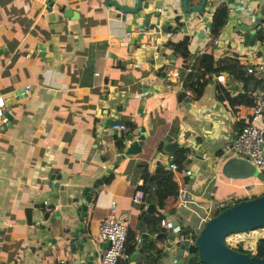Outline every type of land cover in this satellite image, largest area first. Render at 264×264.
I'll list each match as a JSON object with an SVG mask.
<instances>
[{
    "label": "crops",
    "instance_id": "0c3cea01",
    "mask_svg": "<svg viewBox=\"0 0 264 264\" xmlns=\"http://www.w3.org/2000/svg\"><path fill=\"white\" fill-rule=\"evenodd\" d=\"M45 2L0 0V93L19 94L5 107L12 117L4 115L0 122V264H72L62 227L84 186L109 163L113 168L91 193L84 218V232L93 238L98 259L106 244L96 235L100 219L114 214L141 236L137 224L143 209L131 200L134 191L143 189L140 168L167 167L179 146L185 148L183 160L177 161L173 178L187 187V196L199 207L228 192H242V184L252 179L248 197L263 186L254 176L232 178L220 170L225 159L219 154L221 145L231 127L246 118L251 96L239 93V82L219 71L208 74L203 92L193 99L178 83L185 73L170 75L171 80L167 73L182 68L169 42L186 34L192 35L189 58L205 47L215 57L227 52L243 61L253 17L260 12L264 20V0H227V16L239 18L247 29L222 47L217 42L204 46L208 21L202 19L191 31L171 32L168 27L153 32L123 22L103 0H53L49 10ZM61 4L76 10L75 15L60 12ZM163 20L173 24L167 15ZM199 27L205 34L198 40ZM182 88L187 94L178 97ZM108 116L125 123L124 129L107 125ZM139 126L145 135L139 149L121 157ZM169 143H175L171 151L165 149ZM50 173H59L57 187L46 184ZM109 174L113 176L107 180ZM149 201L156 210L150 196ZM172 206L178 224L196 230L201 210ZM169 211L163 210L161 218ZM149 216L143 227L153 235ZM141 257L144 252L127 259Z\"/></svg>",
    "mask_w": 264,
    "mask_h": 264
},
{
    "label": "water",
    "instance_id": "95a60500",
    "mask_svg": "<svg viewBox=\"0 0 264 264\" xmlns=\"http://www.w3.org/2000/svg\"><path fill=\"white\" fill-rule=\"evenodd\" d=\"M219 1L221 0H103L102 4L109 6L117 17H120L125 23H130L134 28L136 25H143L154 32L156 28L161 31L171 27V29L174 28V31L183 29L186 32L189 29L191 31L192 25H195L201 19L200 14L205 9L209 11L208 8L213 5L211 7V15L214 6ZM52 2L53 0H46L45 9L49 10ZM214 2L216 3L214 4ZM58 10L67 16H72L76 13V10L65 7L63 4L59 5ZM165 15H167L168 19L172 18L173 24L162 22ZM239 21L240 19L237 17H228L226 10L225 19L216 34V42L220 47L223 46L225 40L230 41L236 38L237 31L247 29L245 24H241V27ZM260 21V12H257L250 23L253 26L249 29L247 41L249 44L254 40L255 34L253 32L259 30ZM204 34L203 27H199L195 31L198 40L202 39ZM184 70V68L178 70L179 76H183ZM17 93L18 91L16 90L13 95L5 96V104L12 102L19 95ZM186 94L187 92L184 88L180 89L181 96H186ZM187 98L189 99L190 97L187 96ZM3 113L8 118L12 117V114L7 109H4ZM104 120L110 126L121 123L120 120L110 116ZM137 130L136 139L131 138L127 144L126 141H123V145L126 144V147L120 154L121 157L124 155L128 156L131 152L139 149L145 135L143 134V126H139ZM113 132H116V130L113 129ZM174 147L175 143H169L165 149L171 151ZM111 168H113V164L109 163L99 176H96L90 184L84 186L82 195L75 203V209L70 211L65 219L60 235L63 237V243L68 253L74 256L72 264H100L98 263V251L92 248L93 238H90L84 232V227H86L84 218L88 215L86 207L91 199V193L96 192V187L103 183ZM220 170L224 176L232 178L254 176L264 182V173L257 170L252 162L244 158L228 155L221 163ZM58 176L59 173H50L46 184L57 187ZM59 187L62 188L63 186L59 185ZM237 198V200L230 202L221 210L215 208L213 215L203 221L194 236L193 242H190V233H183L180 230V225L175 217V209H171L167 213L165 218L167 228L165 230H157L153 235H149L144 231L143 221L155 210L154 203L150 202L149 197L146 195L145 201L147 204L141 211L142 218L137 224L141 234V241L136 244V249L132 250L128 255L135 258L137 254L144 252L145 257L137 260H128L125 257V264H264V255L248 254L225 243L226 237L231 232H244L254 227L264 226V192L249 197L241 194ZM105 241V243L108 242L107 239ZM147 241H151L152 248L146 247ZM8 264H13V262L9 261Z\"/></svg>",
    "mask_w": 264,
    "mask_h": 264
},
{
    "label": "built area",
    "instance_id": "2783aa9c",
    "mask_svg": "<svg viewBox=\"0 0 264 264\" xmlns=\"http://www.w3.org/2000/svg\"><path fill=\"white\" fill-rule=\"evenodd\" d=\"M38 1L45 2L46 0ZM221 1H224L225 7H227V1ZM258 26L260 38H254L253 42L250 43L247 50L243 54V72L247 75L251 74L253 79L247 87H245L240 82L238 83V92L251 96L250 105L248 107L249 111L245 119H242V121H239L238 123L236 122L237 125H235L233 128L231 127V129L229 130L230 135L221 145L219 154L225 159L228 155L244 158L252 162L256 166L257 170H260L264 173V58H258L259 53H264V20L260 21ZM140 31L142 32V30ZM216 41L217 36H209L207 37L205 41L206 45L204 46L216 43ZM204 50L205 47H201L199 52ZM246 55L248 57H246ZM189 60L190 62L186 66L184 73L192 69L194 59L192 57L189 58ZM167 74V78L171 80L170 75L178 74V69L175 68V70H170ZM221 76L223 77V75ZM178 83L179 85L182 83V77L179 79ZM3 95L4 93H0V122L3 119V111L6 107ZM230 116L233 121L236 119L235 113L232 110L230 111ZM111 127L116 129H124L125 125L123 123H119L112 124ZM167 168H169L171 172L176 171L177 168H179V164L171 161L167 164ZM253 181L256 180H250L245 184V186L244 184H242V192H228L221 197L211 198V200H209V202L207 201L206 205H203L202 207H199L192 198L187 196V187L182 182H177L178 190L175 194L174 205L176 207L188 208L194 212H199L198 210H201L200 217L198 218L199 224H197V227L195 228L196 230H198L203 224V221L207 217H211L213 215L215 208H219V210L225 208L230 202L237 200L238 195L245 194L246 196H248L247 188L251 186ZM144 193V190L140 188L136 192L134 191L131 194V200L135 203L140 204L142 209L146 207ZM111 210L114 209H112L111 207ZM159 223L162 226H167V221L165 220V218H161ZM127 229L128 226L126 224V221L117 218L114 214H107L106 216H104V218L100 219L96 234L97 238L108 240L99 256L101 264H118L121 259H124L128 256L127 252L125 251V243L127 242L128 235ZM230 234L234 235L237 233L232 232ZM230 234H228V236L226 237L225 243L230 244L232 248L239 247L237 246V242L239 241V239H234V242L230 241L228 238ZM261 235L262 237L264 236V234ZM193 239L194 237L190 235V242H193ZM254 239L257 240L258 238L254 237ZM136 241V243H139L141 241L140 235H136ZM243 243L244 242H242V244ZM250 247L251 248H248V251L245 249L244 245L239 248L244 249L248 254H251L254 251L253 243ZM250 249H252L251 252H249Z\"/></svg>",
    "mask_w": 264,
    "mask_h": 264
},
{
    "label": "trees",
    "instance_id": "16d2710c",
    "mask_svg": "<svg viewBox=\"0 0 264 264\" xmlns=\"http://www.w3.org/2000/svg\"><path fill=\"white\" fill-rule=\"evenodd\" d=\"M226 7L224 1H219L213 8V12L210 15V19L208 21V35L216 36L218 30L221 26V23L225 19L226 15ZM169 29V28H168ZM174 29V28H173ZM171 29L170 31L174 32ZM256 39L260 38V34L257 31ZM190 41V36L182 35V37H178L177 39L171 40L169 42V46L171 47V52L173 54H179L182 60V68H186L189 64V52L187 45ZM214 56L211 51H201L194 57V62L192 64V69L185 72L182 77V84L185 89H187L191 93V97L193 99L197 98L204 90L208 78V74L215 73L219 71H226L229 74V78L231 80L238 81L242 83L245 87L249 86V83L252 81V75L244 74V60L239 63L236 59L229 56L228 54ZM180 91H178L177 96L179 97ZM127 121V120H126ZM123 123V122H122ZM125 124V123H123ZM128 126H135V124L130 121L127 122ZM184 147L179 146L173 152L172 159L174 162L183 160ZM112 174L108 175V179L112 178ZM140 177H141V185L140 187L144 190V200L145 196H150L152 201L157 205V209L150 214L148 218V228L151 233H154L157 230H161L162 226H159V221L161 217H163V210L169 211L174 209L172 203L175 200V194L178 190V183L174 180L173 174L169 168L164 166L163 164L157 163L156 167L152 169V171H148L147 167L144 166L140 168ZM260 189H252L251 195L260 194L264 192V183ZM141 205L139 204V208ZM180 230L183 233H190L191 236H195L197 230H193L184 225L180 226ZM127 242L125 243V251L129 255L132 250L136 249V234L131 228L127 229ZM148 246L152 248L151 241H149ZM237 250L246 251L239 247H235ZM247 252V251H246ZM258 256L264 255V236L259 238L254 242V251Z\"/></svg>",
    "mask_w": 264,
    "mask_h": 264
},
{
    "label": "rangeland",
    "instance_id": "374dc122",
    "mask_svg": "<svg viewBox=\"0 0 264 264\" xmlns=\"http://www.w3.org/2000/svg\"><path fill=\"white\" fill-rule=\"evenodd\" d=\"M200 17L202 19L201 21H204V22L208 21L206 9L204 12H202L200 14ZM249 45L250 44H248V46ZM248 46H246V47L248 48ZM247 48H245L244 51H242V52H245L247 50ZM246 57H248V56L246 55ZM257 180L261 181L259 179H257ZM203 205H206V203H203ZM248 231H250V232H248ZM261 234H264V226L254 227L250 230H247L244 232H238L237 234H234V235L230 234L228 238L232 242H234V239H239V241L237 242V246L242 247V245H244L245 249L248 251V248H251L250 246H252V243L254 245V242L256 240V239H254V237H257L258 238L257 240H259V238L262 237ZM259 236H261V237H259ZM242 242H244V243L242 244ZM251 251H252V249L249 250V252H251Z\"/></svg>",
    "mask_w": 264,
    "mask_h": 264
}]
</instances>
